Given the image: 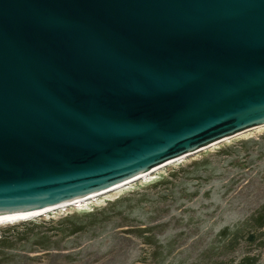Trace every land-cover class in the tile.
<instances>
[{"label": "water", "instance_id": "1", "mask_svg": "<svg viewBox=\"0 0 264 264\" xmlns=\"http://www.w3.org/2000/svg\"><path fill=\"white\" fill-rule=\"evenodd\" d=\"M259 126L264 0H0V217Z\"/></svg>", "mask_w": 264, "mask_h": 264}, {"label": "rangeland", "instance_id": "2", "mask_svg": "<svg viewBox=\"0 0 264 264\" xmlns=\"http://www.w3.org/2000/svg\"><path fill=\"white\" fill-rule=\"evenodd\" d=\"M157 176L168 184L154 187ZM157 176L113 191L91 208L123 200L109 209L116 216L105 233L94 242L79 239L81 248L90 246L85 264H239L244 257L264 264V229L255 230L253 240L245 228L230 243L220 236L264 207V128L191 154ZM72 214L82 213L60 211L26 222ZM24 223L0 226V233ZM41 255L33 256L41 261Z\"/></svg>", "mask_w": 264, "mask_h": 264}, {"label": "trees", "instance_id": "3", "mask_svg": "<svg viewBox=\"0 0 264 264\" xmlns=\"http://www.w3.org/2000/svg\"><path fill=\"white\" fill-rule=\"evenodd\" d=\"M249 143L254 142L245 144ZM154 184L156 187L168 184V182L164 181V178H158ZM122 202L121 199L116 200L108 209L100 211L92 210L82 214L66 215L58 220L25 222L3 231L0 233V264H85L84 259L91 255L87 253L90 246L81 248L79 239L87 236L88 241L94 242L95 238L105 233L112 217L116 216L111 214L109 209L117 207ZM244 228L252 233L248 236L252 240L255 230L264 229V207L243 224L233 228H224L220 236L230 243ZM122 233L128 234L127 232ZM141 233L144 237L145 232L141 231ZM113 236L115 235L112 233L107 238ZM36 253H42L41 261H37L39 259L33 256ZM84 253H87V256H84ZM97 262L98 260H94V263ZM248 263V258L244 257L239 264Z\"/></svg>", "mask_w": 264, "mask_h": 264}, {"label": "bare ground", "instance_id": "4", "mask_svg": "<svg viewBox=\"0 0 264 264\" xmlns=\"http://www.w3.org/2000/svg\"><path fill=\"white\" fill-rule=\"evenodd\" d=\"M262 128H264V126L255 127L253 129H250L248 131L239 133V134L234 135L232 137L225 138V139H223V140H221L219 142H216V143H213V144L209 145L208 147L202 148L200 151L205 150L207 148L214 147L215 145H217V144H219L221 142H225V141H227L229 139H232L234 137L243 135L246 132H250L252 130H259V129H262ZM185 157H187V156H183V157L177 158L175 160L169 161V162H167V163H165V164H163V165H161L159 167H156V168H154V169H152V170L140 175L139 177L135 178L132 181H128V182L123 183V184H121V185H119L117 187H114V188H112V189H110L108 191H105V192H102V193H99V194H96V195H92L90 197H87V198L79 200V201H74V202H71V203H68V204H65V205H60L58 207L48 208V209H45V210L40 211V212L27 214V215H22V216H19V217L18 216L17 217H0V226L12 225V224L20 223V222H26V221L33 220L35 218H40V217L46 216L48 214L55 213V212H60V211H65L66 212L68 210H71V211H75V212H78V213L90 212V211H92L91 208L97 207L98 204L100 202H102V199L104 198L103 196H106L109 193H111L113 191H116V190H119V189L123 190L122 189L123 187L130 186L132 183H135V182H141V183L150 182V181L156 179L155 177L157 175H159L160 172L164 168H166L167 166H169V165H171V164H173V163H175V162H177V161H179V160H181V159H183Z\"/></svg>", "mask_w": 264, "mask_h": 264}]
</instances>
